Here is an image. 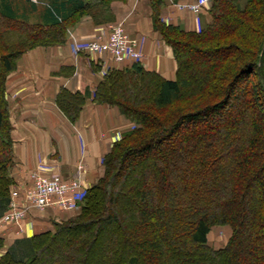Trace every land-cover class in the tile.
<instances>
[{"label": "trees", "instance_id": "16d2710c", "mask_svg": "<svg viewBox=\"0 0 264 264\" xmlns=\"http://www.w3.org/2000/svg\"><path fill=\"white\" fill-rule=\"evenodd\" d=\"M114 1L124 0L54 2L46 24H30L0 0V219L13 184L7 76L25 52L64 44L84 16L113 21ZM149 1L174 78L139 63L106 73L93 101L117 107L131 128L79 213L8 245L0 237V264H264V0H213L199 32L161 23L163 0ZM84 102L66 89L56 98L71 123ZM214 226L231 229L219 249L208 245Z\"/></svg>", "mask_w": 264, "mask_h": 264}, {"label": "crops", "instance_id": "0c3cea01", "mask_svg": "<svg viewBox=\"0 0 264 264\" xmlns=\"http://www.w3.org/2000/svg\"><path fill=\"white\" fill-rule=\"evenodd\" d=\"M11 1L16 18L30 24H46L51 3L65 0ZM193 1L163 0L160 22L199 32L210 22L209 8L198 16L177 8ZM237 1L244 3L245 0ZM110 7L113 21L97 25L90 16H84L68 29L64 44L25 52L6 78L5 99L13 153L11 194L16 193L19 200L32 184V173L78 179L81 188H90L103 176L104 156L131 128L130 121L117 107L96 103L93 97L110 69L128 68L133 62L116 63L109 54L76 52L75 47L103 35L110 24L121 23L143 55L141 67L165 79L174 78L176 66L172 51L154 25L150 1H114ZM61 89L85 96L75 123L57 107L56 98ZM73 212L53 207L42 214L32 210L21 229L0 226V237L7 244L18 237H31L36 230L68 219Z\"/></svg>", "mask_w": 264, "mask_h": 264}, {"label": "built area", "instance_id": "2783aa9c", "mask_svg": "<svg viewBox=\"0 0 264 264\" xmlns=\"http://www.w3.org/2000/svg\"><path fill=\"white\" fill-rule=\"evenodd\" d=\"M213 0H194L192 3L178 5L179 10H186L198 16L208 9ZM107 35L98 36L95 40L75 47L91 55L109 54L118 63L125 60L140 63L143 55L137 51L134 41L125 33L121 23L111 24ZM32 184L24 192L22 200L16 193L11 194L8 210L0 219V226H16L21 229L23 221L30 212L44 213L49 207L64 211H78L82 204L85 189L81 188L78 179L65 180L58 175L45 176L32 173ZM21 232V231H20Z\"/></svg>", "mask_w": 264, "mask_h": 264}, {"label": "rangeland", "instance_id": "374dc122", "mask_svg": "<svg viewBox=\"0 0 264 264\" xmlns=\"http://www.w3.org/2000/svg\"><path fill=\"white\" fill-rule=\"evenodd\" d=\"M245 2V1H244ZM239 4L242 6L244 3H242L241 1L239 2ZM111 25V24H110ZM109 25V26H110ZM108 31H109V29H107ZM107 30L104 32L105 33V35H107ZM98 37V36H97ZM198 59H200V58H198ZM197 61H199V60H197ZM200 62V61H199ZM239 93V92H238ZM228 113H229V115H231V116H233L231 113V111H228ZM223 114V113H222ZM224 114H226V112L224 113ZM251 117L249 118L250 120H252V119H255L256 118V115H255V113H253L252 112V114L250 115ZM210 122V121H209ZM212 122H215V123H212ZM221 122V121H220ZM219 124L220 125V123L215 119L214 121H211L210 122V124ZM226 123V121L224 122V124ZM209 124V123H208ZM210 126V125H209ZM79 213V210L78 211H75V212H73V215L71 216V217H69L68 219H70V218H74L77 214ZM68 219H65V220H68ZM65 220H59V221H57V222H55V224L56 223H61L62 221H65ZM45 231H54V225H50V226H48V227H45L43 230H36V233H41V232H45ZM230 235H231V229L228 227V226H214L213 228H211V231H210V233H209V235H208V245L210 246V247H212V248H214V249H219V248H221V247H223L226 243H227V241H228V239H229V237H230ZM264 243V242H263ZM6 245H8L7 244V242L5 243Z\"/></svg>", "mask_w": 264, "mask_h": 264}]
</instances>
